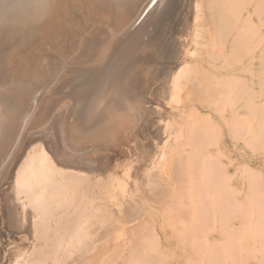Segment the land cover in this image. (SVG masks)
<instances>
[{
  "label": "bare ground",
  "instance_id": "bare-ground-1",
  "mask_svg": "<svg viewBox=\"0 0 264 264\" xmlns=\"http://www.w3.org/2000/svg\"><path fill=\"white\" fill-rule=\"evenodd\" d=\"M263 149L264 0H0V264L258 260Z\"/></svg>",
  "mask_w": 264,
  "mask_h": 264
},
{
  "label": "rangeland",
  "instance_id": "rangeland-1",
  "mask_svg": "<svg viewBox=\"0 0 264 264\" xmlns=\"http://www.w3.org/2000/svg\"><path fill=\"white\" fill-rule=\"evenodd\" d=\"M192 22L189 24L188 28V38H187V42H184L183 48H182V53L185 54L190 46L191 43V34H192V27L193 24ZM191 25V26H190ZM190 31V33H189ZM249 153L252 154L251 150H249ZM253 156V155H252ZM253 165L259 168H264V149H263V156H258L257 158H253V160H251ZM3 187H6L5 185H0V219L2 221H0V232H2L4 235V238H7L8 235L7 233V223L5 221V211L3 208V204L5 203V194L7 193L6 188L2 189ZM5 191V192H4ZM4 193V194H3ZM3 195V196H2ZM5 197V198H4ZM2 202V203H1ZM2 207V208H1ZM4 214V215H3ZM4 227V228H3ZM6 231V233H5ZM13 238H20V235H18V233L13 232L11 233ZM14 234V235H13ZM18 236H17V235ZM3 236H0L1 238ZM7 236V237H6ZM9 238V237H8ZM257 238H264V236L261 237H257ZM168 255H169V262L168 264H201L202 260L200 259V257L198 255L195 254V252L193 251V247L196 244L197 239L200 238H168ZM211 239L213 242H218L219 238H208ZM250 241V243H255L252 242V238L249 237L248 238ZM195 240V242L193 243V241ZM1 242V241H0ZM228 243V241L226 242ZM0 250L2 249V244L0 243ZM264 251H258L257 255L259 257V259H255L252 258L250 254L246 253V252H242L239 251L236 255H230L228 254V251L226 249V252L223 253L224 257L223 259L219 262V263H213V264H259V262L261 261V256L263 255ZM115 264H119L118 261H116ZM205 264H209L207 261H205Z\"/></svg>",
  "mask_w": 264,
  "mask_h": 264
}]
</instances>
